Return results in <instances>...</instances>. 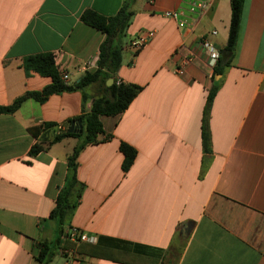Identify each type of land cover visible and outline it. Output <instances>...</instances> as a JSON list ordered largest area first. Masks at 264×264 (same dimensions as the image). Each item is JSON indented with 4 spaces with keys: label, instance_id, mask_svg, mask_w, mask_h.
Wrapping results in <instances>:
<instances>
[{
    "label": "crops",
    "instance_id": "crops-1",
    "mask_svg": "<svg viewBox=\"0 0 264 264\" xmlns=\"http://www.w3.org/2000/svg\"><path fill=\"white\" fill-rule=\"evenodd\" d=\"M124 1L0 0V104L51 82L26 73L29 54L59 52L69 83L95 68L105 34L80 15L86 8L111 15ZM126 1L133 14L115 77L141 88L122 112L100 116L99 140L79 151L85 187L69 221L95 237L96 253L76 249L88 241L67 246L63 238L46 264H264V0H243L233 56L212 100L210 153L200 125L213 72L196 43L206 37L224 46L230 0H215L192 29L162 14L184 0ZM145 29L153 35L134 50L129 41ZM180 43L196 55L177 74ZM95 88H85V109ZM82 109L76 89L0 113V264H44L35 256L57 235L49 213L78 138L31 154L40 136L29 127ZM121 141L136 149L126 171Z\"/></svg>",
    "mask_w": 264,
    "mask_h": 264
},
{
    "label": "trees",
    "instance_id": "trees-1",
    "mask_svg": "<svg viewBox=\"0 0 264 264\" xmlns=\"http://www.w3.org/2000/svg\"><path fill=\"white\" fill-rule=\"evenodd\" d=\"M243 0H230V20L228 25L227 39L223 47L219 49L220 56L213 68L212 85L206 95V101L202 111L201 118V139L202 148L205 153L211 151V131H210V111L213 97L221 83L222 76L230 64L236 45L238 35L240 15ZM133 10L125 0L116 13L111 15L102 14L92 8H86L82 11L80 17L82 21L89 24L105 34V38L99 44L97 66L86 70L78 80L71 83L64 81L55 65L52 52H39L25 56L22 65L26 71L38 72L42 75H49L51 82L44 85L41 89H28L22 94L16 96L8 104H0V113L14 112L27 98H34L40 102L47 99L52 93L71 91L80 89L82 92V112L73 118L64 122L44 121L40 124L30 126L29 129L34 136H40V139L34 142L29 152L35 154L47 147L48 144L59 141L67 136H76L77 143L67 156V171L64 182L59 187L55 203L50 210L49 216L57 223V235L50 242H44L38 249L35 259L39 262H45L51 259L56 253L57 245L64 238L65 245H75L67 236L66 227L69 225L70 218L75 207L79 203V198L85 187V184L77 177L78 153L88 143H94L99 140L98 135L103 131L101 115L119 114L122 112L138 93L141 86L132 82H117L115 73L117 72L124 49L126 29L130 23ZM226 49V52H222ZM217 75L220 77L216 78ZM113 81L106 83L108 78ZM95 84L96 94L93 95L91 105L88 109L84 108L85 100L88 95L85 92L86 86ZM81 121V130L76 125L75 130H69L71 121ZM50 134L51 138H46ZM45 143V144H44ZM123 153L121 168L126 171L132 164L136 155V149L127 142L121 141L119 144ZM69 225V226H66ZM83 244L90 245L89 242H82L77 246L78 251L83 250ZM88 250L90 254H95V245H90Z\"/></svg>",
    "mask_w": 264,
    "mask_h": 264
},
{
    "label": "built area",
    "instance_id": "built-area-1",
    "mask_svg": "<svg viewBox=\"0 0 264 264\" xmlns=\"http://www.w3.org/2000/svg\"><path fill=\"white\" fill-rule=\"evenodd\" d=\"M214 1L215 0H184L183 6L175 9L163 10L162 14L166 17L173 18L179 27L192 29L196 26L202 15L211 7ZM215 32L216 30H212V33ZM152 35L153 30L145 29L129 41V46H131L134 50H137L146 44ZM196 45L197 49L206 55L207 65L213 72V68L220 56L219 48H217L215 44L206 37L199 38ZM174 53H178L180 55V60L173 68V71L177 74L182 73L186 63L191 61L196 55V52L187 48L184 43L177 45L174 49ZM58 54L59 52L52 51V56L60 76L64 81H67L69 74L62 68L61 64H59ZM89 64L90 62H86L85 66L87 67ZM66 231L68 238L71 240L88 242L95 241L94 236L80 231L77 227H69Z\"/></svg>",
    "mask_w": 264,
    "mask_h": 264
},
{
    "label": "water",
    "instance_id": "water-1",
    "mask_svg": "<svg viewBox=\"0 0 264 264\" xmlns=\"http://www.w3.org/2000/svg\"><path fill=\"white\" fill-rule=\"evenodd\" d=\"M222 52H226V49H222ZM220 75H217L216 78H218ZM112 82V78H108L106 83L110 84ZM76 125L79 126V130H81V121L80 119H78L77 121H71L70 123V127L69 130H75L76 129Z\"/></svg>",
    "mask_w": 264,
    "mask_h": 264
},
{
    "label": "rangeland",
    "instance_id": "rangeland-1",
    "mask_svg": "<svg viewBox=\"0 0 264 264\" xmlns=\"http://www.w3.org/2000/svg\"><path fill=\"white\" fill-rule=\"evenodd\" d=\"M125 38H126V36L124 37V40H126ZM48 261H49V260H48ZM46 263H48V262H47V261H46V262H44V264H46Z\"/></svg>",
    "mask_w": 264,
    "mask_h": 264
}]
</instances>
